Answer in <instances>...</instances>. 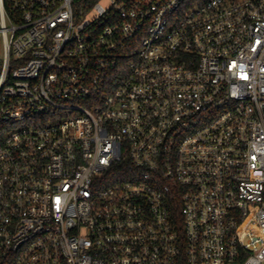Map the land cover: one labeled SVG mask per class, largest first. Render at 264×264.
<instances>
[{
    "label": "built area",
    "instance_id": "2783aa9c",
    "mask_svg": "<svg viewBox=\"0 0 264 264\" xmlns=\"http://www.w3.org/2000/svg\"><path fill=\"white\" fill-rule=\"evenodd\" d=\"M0 123V264H264V0H0Z\"/></svg>",
    "mask_w": 264,
    "mask_h": 264
},
{
    "label": "trees",
    "instance_id": "16d2710c",
    "mask_svg": "<svg viewBox=\"0 0 264 264\" xmlns=\"http://www.w3.org/2000/svg\"><path fill=\"white\" fill-rule=\"evenodd\" d=\"M7 128V125L0 123V143L3 141L4 138V130Z\"/></svg>",
    "mask_w": 264,
    "mask_h": 264
},
{
    "label": "rangeland",
    "instance_id": "374dc122",
    "mask_svg": "<svg viewBox=\"0 0 264 264\" xmlns=\"http://www.w3.org/2000/svg\"><path fill=\"white\" fill-rule=\"evenodd\" d=\"M105 2H106V1H105ZM105 2H104V4H105ZM6 136H7V133L4 134V137H6Z\"/></svg>",
    "mask_w": 264,
    "mask_h": 264
}]
</instances>
